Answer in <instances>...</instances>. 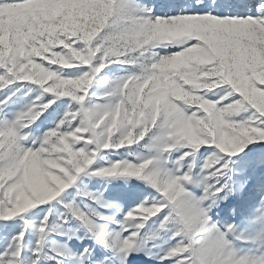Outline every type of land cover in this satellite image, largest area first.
Returning a JSON list of instances; mask_svg holds the SVG:
<instances>
[{"label":"snow or ice","instance_id":"1","mask_svg":"<svg viewBox=\"0 0 264 264\" xmlns=\"http://www.w3.org/2000/svg\"><path fill=\"white\" fill-rule=\"evenodd\" d=\"M0 264H264V0H0Z\"/></svg>","mask_w":264,"mask_h":264}]
</instances>
